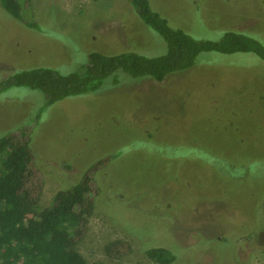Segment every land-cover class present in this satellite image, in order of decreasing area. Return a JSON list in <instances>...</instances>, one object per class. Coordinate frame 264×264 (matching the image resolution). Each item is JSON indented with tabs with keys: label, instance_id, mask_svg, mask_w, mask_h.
Instances as JSON below:
<instances>
[{
	"label": "rangeland",
	"instance_id": "rangeland-1",
	"mask_svg": "<svg viewBox=\"0 0 264 264\" xmlns=\"http://www.w3.org/2000/svg\"><path fill=\"white\" fill-rule=\"evenodd\" d=\"M149 1L194 38L235 30L264 45V0ZM27 10L19 21L0 6V81L36 66L67 74L93 51L166 50L128 0H31ZM23 128L42 207L105 160L93 171L95 207L77 245L89 262L158 264L144 250L162 244L175 254L171 264H264V60L257 54L204 51L161 81L125 76L52 104L36 89L1 91L0 136Z\"/></svg>",
	"mask_w": 264,
	"mask_h": 264
},
{
	"label": "trees",
	"instance_id": "trees-1",
	"mask_svg": "<svg viewBox=\"0 0 264 264\" xmlns=\"http://www.w3.org/2000/svg\"><path fill=\"white\" fill-rule=\"evenodd\" d=\"M30 1L0 0V6L23 21L22 7L27 12ZM128 1L131 13L164 40L163 54L93 51L85 64L67 74L48 66L17 70L0 81V92L10 87L36 89L46 96V104H52L67 96L95 91L107 80L117 84L125 76L161 81L171 73L194 66L197 56L204 51L253 52L264 60V45L251 33L227 30L215 40L197 39L170 25L149 0ZM25 25L39 29L32 21H26ZM28 129L0 136V264H111L89 262L77 248L95 207L93 171L105 160L91 164L78 181L57 190L51 204L42 207L41 180L34 169ZM115 246L109 244L106 249L113 253L111 249ZM116 250L115 255L123 251L119 247ZM144 254L158 264H171L176 258L170 247L162 244L146 247Z\"/></svg>",
	"mask_w": 264,
	"mask_h": 264
}]
</instances>
